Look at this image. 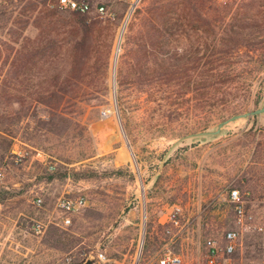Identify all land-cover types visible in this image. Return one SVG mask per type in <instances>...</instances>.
<instances>
[{"label": "rangeland", "instance_id": "1", "mask_svg": "<svg viewBox=\"0 0 264 264\" xmlns=\"http://www.w3.org/2000/svg\"><path fill=\"white\" fill-rule=\"evenodd\" d=\"M77 1L90 11L0 0V264H161L168 255L209 264L208 242L223 249L231 230L241 237L221 261L262 264L264 232L239 225L226 196L239 190L253 225L264 226V115L176 142L264 106V71L251 93L213 112L188 110L183 98L160 108V95L146 94L131 73L148 35L127 38L151 4L175 0H141L132 13L116 0ZM251 2L218 0L227 20L254 14ZM171 16L180 35L187 27ZM83 36L87 62L69 83ZM13 152L29 156L16 162ZM78 196L87 204L63 226L57 201Z\"/></svg>", "mask_w": 264, "mask_h": 264}, {"label": "trees", "instance_id": "2", "mask_svg": "<svg viewBox=\"0 0 264 264\" xmlns=\"http://www.w3.org/2000/svg\"><path fill=\"white\" fill-rule=\"evenodd\" d=\"M250 5L257 9L254 14L237 12L227 20L223 13L230 10L222 9L218 0L151 4L139 24L133 22L129 27L128 40L137 31L145 32L150 40L147 47L145 42L138 44L133 77L147 89L146 94L160 95L153 102L169 111L183 98L188 110L192 105L195 111L208 108L213 112L251 93L256 77L264 71V1L252 0ZM171 13L187 27L180 35L174 31ZM183 39L186 47L180 48L178 43ZM85 41L83 36L72 48L73 65L66 82L77 78L74 73L87 62ZM76 264L94 262L82 260Z\"/></svg>", "mask_w": 264, "mask_h": 264}, {"label": "built area", "instance_id": "3", "mask_svg": "<svg viewBox=\"0 0 264 264\" xmlns=\"http://www.w3.org/2000/svg\"><path fill=\"white\" fill-rule=\"evenodd\" d=\"M119 2L126 3L129 8V13H132L136 10L141 0H116ZM59 6L62 9L73 11V12H81L87 13L90 11V6L88 3H80L77 0H59ZM98 12L102 15L109 16L114 18L112 14H109L106 10L105 6H100L98 8ZM14 153V159L16 162H21L23 159L29 156V152L24 153ZM4 178V173L0 171V180ZM227 202L234 208V212L237 217V221L239 225L249 226V228L258 230L259 232H264V226L259 227L257 225H253L254 217L247 213L245 201L239 190L233 189L226 196ZM35 204L39 207L42 206L43 200L38 198L35 200ZM87 204V200L84 196H78L75 198L72 197H61L57 201V208L62 213V224L63 226H70L72 224V216L80 212ZM35 230L37 233H42L44 231V226L42 224H37L35 226ZM241 237V232L239 230H231L226 236V245L223 249L218 247L215 242L209 241V264H226L222 262L221 259L224 255H232L237 247V243ZM222 254V256H221ZM106 257L104 254H99L98 259L104 260ZM180 260L171 255L166 256L165 259L161 261V264H177ZM264 264V261L262 262Z\"/></svg>", "mask_w": 264, "mask_h": 264}, {"label": "water", "instance_id": "4", "mask_svg": "<svg viewBox=\"0 0 264 264\" xmlns=\"http://www.w3.org/2000/svg\"><path fill=\"white\" fill-rule=\"evenodd\" d=\"M264 115V106L257 108L252 111H247L241 114H235L223 121H221L219 124H217V128L214 131H205V132H198V133H193L189 134L187 136L181 137L180 139L177 140L176 144L184 141L188 138H195V137H206V136H218L222 133L223 129L227 127L229 124L233 122H237L242 119H251V118H256Z\"/></svg>", "mask_w": 264, "mask_h": 264}]
</instances>
